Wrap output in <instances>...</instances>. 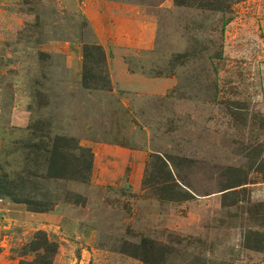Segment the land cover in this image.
<instances>
[{
  "label": "rangeland",
  "instance_id": "obj_1",
  "mask_svg": "<svg viewBox=\"0 0 264 264\" xmlns=\"http://www.w3.org/2000/svg\"><path fill=\"white\" fill-rule=\"evenodd\" d=\"M232 5L0 0V172L43 176L35 198L52 206L0 199V259L32 260L26 245L44 231L58 243L53 264H264V248L247 245L264 235V173L254 170L264 160V0ZM92 43L105 66L86 60ZM122 61L130 85L112 80ZM91 71L111 82L85 86ZM56 136L74 140L75 158L89 160L77 144L91 148L86 180L37 166L39 154L54 157ZM154 152L178 158L192 199L145 188ZM229 166L248 170V184L224 191Z\"/></svg>",
  "mask_w": 264,
  "mask_h": 264
},
{
  "label": "trees",
  "instance_id": "obj_2",
  "mask_svg": "<svg viewBox=\"0 0 264 264\" xmlns=\"http://www.w3.org/2000/svg\"><path fill=\"white\" fill-rule=\"evenodd\" d=\"M238 1L242 0H175L178 5L197 6L199 8L212 11H223L224 13H226L227 9H230L233 6V3ZM228 21L229 19H227L225 23H227ZM84 55L86 57V60L94 64H99L101 66H105L107 64V55L102 44H86L84 48ZM90 73L91 74L84 75V85L87 87L92 88V86L89 84V81L96 85L97 88H99V86L101 88H103L102 86H106V81L107 84L108 82H111L109 75L103 78L99 75V73L97 74L94 71H91ZM55 139L56 141L54 142V150L52 154L54 155V157L45 158L43 161H39V156L42 157V154H39L37 160L35 161L37 166L46 165V169L50 174H52V177H71L86 180V173L89 172L92 167V161L90 158L93 156V152L91 148L77 144V148L80 149L82 153H87V155L89 156V160L86 158H75L70 152L71 149L74 148L71 145L74 142H70L74 141L72 138H61L56 136ZM46 146H48V144ZM250 147H253V145H250ZM40 149H43L46 152L50 151L44 145L41 146ZM253 150L259 151L258 156L255 157V159H258L263 151L262 145L257 144L253 148ZM73 164L74 167H72ZM258 165L259 166L254 170L260 173H264V160H261L260 164ZM177 166H179V161L175 156L163 155L157 152L152 153L147 161L146 174L143 181L145 188L154 190L157 197L162 201L181 202L192 199L194 197L193 192L182 187L178 181V171L177 169H175L177 168ZM252 167L253 166L251 165L249 169H251ZM247 173L248 170L246 169L229 166V168L227 169V174H229V180L231 181L228 183L229 187H225L223 190L225 191L229 188L242 185L244 186L245 184H248V180L246 178ZM33 175L35 176V178H31L30 175L29 177L20 175L12 176L9 172H0V199L5 196H9L17 202L25 203L33 211L42 212L50 210L52 206L48 205V201L35 198L36 193L34 192L36 191L31 184L32 181L39 179L40 177L42 178L43 176H40L38 174ZM28 186L32 188L31 191H27ZM230 191H233V189H231ZM52 203L54 204V202H51V204ZM260 234H254V232H251L250 236H248L247 245L254 249L264 248V235H262V233ZM251 239L252 242H254L252 244L251 241H249ZM26 246L36 251V256L32 260L22 259L20 261V264L54 263L55 256L58 251V243L57 241L50 239L46 232L38 231L31 242ZM135 247H137L138 249L139 246ZM132 255L139 256L136 251L133 252ZM146 261H148L147 258ZM150 261L160 262V259L153 258L150 259Z\"/></svg>",
  "mask_w": 264,
  "mask_h": 264
},
{
  "label": "crops",
  "instance_id": "obj_3",
  "mask_svg": "<svg viewBox=\"0 0 264 264\" xmlns=\"http://www.w3.org/2000/svg\"><path fill=\"white\" fill-rule=\"evenodd\" d=\"M136 78V75L134 72H131L128 66V63L126 61L117 62V64L112 66V80L113 82H119V83H126L130 85L132 80ZM157 80L156 78H149V80ZM160 82L162 83L163 87H168L169 84H171V81L169 78H159ZM152 82V81H151ZM132 85V84H131ZM0 264H16V262L13 259H9L8 257L2 256V259H0Z\"/></svg>",
  "mask_w": 264,
  "mask_h": 264
}]
</instances>
